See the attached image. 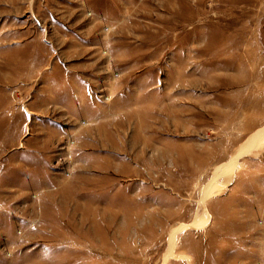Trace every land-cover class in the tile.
I'll return each instance as SVG.
<instances>
[{
    "label": "rangeland",
    "instance_id": "374dc122",
    "mask_svg": "<svg viewBox=\"0 0 264 264\" xmlns=\"http://www.w3.org/2000/svg\"><path fill=\"white\" fill-rule=\"evenodd\" d=\"M263 127L264 0H0V264H264Z\"/></svg>",
    "mask_w": 264,
    "mask_h": 264
},
{
    "label": "bare ground",
    "instance_id": "6f19581e",
    "mask_svg": "<svg viewBox=\"0 0 264 264\" xmlns=\"http://www.w3.org/2000/svg\"><path fill=\"white\" fill-rule=\"evenodd\" d=\"M263 139H264V127L250 134L245 139V141L237 148L233 156V159L231 160L232 164H230L229 166L221 165L214 170L211 180L205 186L204 194L209 196L217 189L219 190L220 187H223L226 183H228V181L230 180V177L228 176L224 177V182H222V184L221 183L219 184L217 182L218 181L217 179L220 176H225L231 173V170L233 168L236 159H238L243 153L248 152L249 150H252L254 147L258 146ZM202 224H204V220L201 218H196L192 222V225L194 226H200Z\"/></svg>",
    "mask_w": 264,
    "mask_h": 264
}]
</instances>
